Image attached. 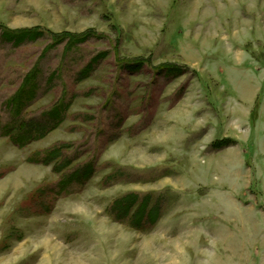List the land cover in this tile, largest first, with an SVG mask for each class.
I'll list each match as a JSON object with an SVG mask.
<instances>
[{"label": "rangeland", "instance_id": "obj_1", "mask_svg": "<svg viewBox=\"0 0 264 264\" xmlns=\"http://www.w3.org/2000/svg\"><path fill=\"white\" fill-rule=\"evenodd\" d=\"M0 264H264V0H0Z\"/></svg>", "mask_w": 264, "mask_h": 264}, {"label": "trees", "instance_id": "obj_2", "mask_svg": "<svg viewBox=\"0 0 264 264\" xmlns=\"http://www.w3.org/2000/svg\"><path fill=\"white\" fill-rule=\"evenodd\" d=\"M18 33H20L19 35H17V36H15V38H18V40H21L24 36H26V30H22V31H19ZM32 33V32H31ZM64 36H66V34L64 33L63 35H59L58 36V38H60V37H64ZM72 37H77V38H79V42H82V41H85L86 40V38L87 37H83V35H72ZM137 64V63H136ZM136 66V65H135ZM168 69L171 71V73H173V72H177V71H179L180 72V70L176 67V66H172V65H169L168 66ZM251 118H253V114H252V117ZM228 141L227 140H223V141H215L214 142V144H213V146L214 147H221V146H223L224 144H226ZM129 207H130V205H126L125 207H124V209H125V212L129 209ZM141 214V216H142V214L143 213H140Z\"/></svg>", "mask_w": 264, "mask_h": 264}]
</instances>
